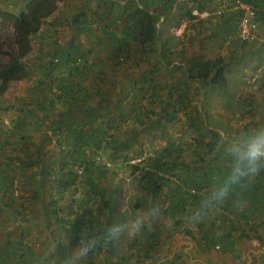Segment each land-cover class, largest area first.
I'll use <instances>...</instances> for the list:
<instances>
[{
    "label": "rangeland",
    "instance_id": "obj_1",
    "mask_svg": "<svg viewBox=\"0 0 264 264\" xmlns=\"http://www.w3.org/2000/svg\"><path fill=\"white\" fill-rule=\"evenodd\" d=\"M3 3L0 0L1 7ZM224 4L226 3L220 5ZM198 5L201 6V3ZM235 32V29H230L233 36ZM262 33L264 38V30ZM262 45L258 53L252 54V50L238 43L236 47L239 48V53L230 55V60L234 63L233 69L226 66L227 76L225 73L224 76L227 84L231 82V85L239 88L240 99L233 100V105L229 107L232 112L228 117H221L223 120L220 121L215 108L201 107L200 117L203 118L204 115L201 124L197 122L198 113L192 114L190 126L159 124L158 128H153L147 124L139 126L136 122L128 123L125 130H122L126 138L121 142L123 148L120 146L119 153L113 155L112 151L106 150L111 146L106 140L101 141L99 146L89 144V127L86 131L81 128L84 137L79 136L80 140H76L77 137L71 131L70 119L66 121L64 118L55 128L52 125L47 127L44 122H49L57 109L61 108L58 102V106L54 102L53 107H49L46 120L39 119L44 118L42 114L37 116V122H42L44 127L34 129V125L30 126L32 123H20L22 119L17 117L18 109L12 104L13 96L8 99L1 94L0 264H35L49 235L57 232H65V236L72 233L76 235L85 224L104 225L117 218H127L157 200L164 205V212L152 230L143 231L142 234L148 236L149 240L140 237L142 234L126 237L119 243L97 250L89 257L87 264H119L126 259L129 264H157L161 257H170L169 259L178 262L174 257L176 250L169 247L168 235L171 236V242L177 243L175 234L181 235L180 232L184 229L207 234L212 232L217 240L222 232L227 236L228 233L237 234L245 228H263L264 170L246 187L263 195L261 207L244 204L245 209L252 207V212L263 213L254 219L253 216H245L252 218V223L259 219L257 223L250 224L246 219L240 226L238 216H233L231 220L234 222L227 220L224 223L217 221L218 216H207L209 212L195 225L185 219L189 210L200 200L192 198V195L202 197L204 193L198 188H201L208 176L213 178L219 174L212 172V168L220 164L218 162L221 160L223 169L226 167L225 159L220 156L212 158L211 155L219 137L225 132L238 133L251 127L264 126V39L259 41L258 46ZM245 53L246 57L236 56ZM54 58H58V62L53 61V64L59 66L60 57ZM22 61L26 64L24 67L29 75L26 67L28 61L24 62V58ZM257 70L258 77L249 82L250 76ZM192 83V86L204 89V81L195 80ZM225 94L228 92L225 91ZM202 95L200 92L194 94L198 101ZM22 111L25 108L19 109V112ZM28 125L29 128L24 127ZM217 129L222 133H218ZM40 135L46 136V139L39 138ZM171 142L177 152L165 153L160 159L167 163L164 167L161 164V168L165 170L157 173L158 175H150L148 172H153L152 166H155V159L159 158L160 153L167 148L173 149L169 145ZM30 192H37V195L33 196ZM183 199H186V205L181 211L179 207ZM173 202L177 203L174 205L176 210L169 209L173 207ZM55 211L58 212L60 222H56ZM44 213L50 216L48 220L37 219V216H45ZM158 240H162L161 246ZM212 248L218 250L221 257L235 254H227L226 250L232 247L227 245L223 249L218 246L217 241Z\"/></svg>",
    "mask_w": 264,
    "mask_h": 264
},
{
    "label": "crops",
    "instance_id": "obj_2",
    "mask_svg": "<svg viewBox=\"0 0 264 264\" xmlns=\"http://www.w3.org/2000/svg\"><path fill=\"white\" fill-rule=\"evenodd\" d=\"M28 1L3 0L0 11H24ZM230 1L63 0L30 38L31 51L24 57V62L28 61V77L10 82L2 95L8 99L13 96L12 104L18 109L17 117L22 119L20 123H32L30 126L34 125V129L44 127L42 122H37V116L42 114L44 118L39 119L46 120L49 107L58 102L61 108L57 109L49 122H44L47 127L52 125L55 128L64 118L66 121L70 119L71 131L77 137L74 138H83L81 128L86 131L89 127L88 142L95 146H99L103 140L110 142L114 136V141L119 144L113 142L110 148H106L112 151L111 155L119 153L117 146L122 147L121 142L126 140L122 130L128 123L136 122L139 126L147 124L153 128H158L159 124L190 126L193 115L199 114L201 107L215 108V114L222 121L221 117L226 118L232 112L229 107L233 105V100L240 99L239 88L230 82L225 89H200L192 86V81L196 79H190L188 72L191 61L218 56L223 57L225 75L226 66L233 69L230 55L239 53L236 47L239 42L230 34V29H237L235 13L228 12L221 18L204 20H195L192 15L196 9L223 6L220 4ZM252 1L264 9V0ZM136 7L147 10L153 17L158 35L152 42L142 44L140 40L124 37L120 33L122 22L130 18ZM262 16L258 21L256 38L243 44L252 50V54L263 47L258 46L259 41L264 39ZM182 26H185L182 38L175 36L174 31ZM246 54L236 56L246 57ZM56 56L61 59L59 66L53 64ZM120 57L124 59L120 61ZM73 91L79 92L80 97L77 96L76 100L67 96ZM195 92L203 93L199 101L194 96ZM24 103L29 105H22ZM20 108H25V111L19 112ZM203 118L199 117L197 122L201 124ZM24 127L29 128V125ZM217 132L222 133L220 129ZM39 138L46 139V136L40 135ZM169 145L173 149L167 148L168 153L177 152L172 142ZM218 163L212 172L220 173L223 170L222 160ZM258 193L251 188L243 189L241 195L244 204L261 207L263 195ZM182 202L186 205V199ZM176 204L173 202V207L169 209L176 210ZM224 212L235 213L240 226L247 219L245 216H253L254 219L263 214L252 212V207L237 211L230 199L207 216H218L217 221L225 223ZM49 217L46 214L37 216V219L48 220ZM252 218L247 219L250 224L259 220L252 223ZM60 221L56 219V222ZM184 230H181V235L175 234L177 243L171 242L168 235L169 247L176 250L174 257L179 261L169 259L167 264H264V227L245 228L227 236L222 232L217 240L212 232L207 234L190 230L192 234L188 236L183 233ZM140 237L150 239L144 234ZM215 241L223 249L227 245L232 247L226 250L227 254H235L221 257L218 250L212 248ZM159 244L161 246L162 240Z\"/></svg>",
    "mask_w": 264,
    "mask_h": 264
},
{
    "label": "clouds",
    "instance_id": "obj_3",
    "mask_svg": "<svg viewBox=\"0 0 264 264\" xmlns=\"http://www.w3.org/2000/svg\"><path fill=\"white\" fill-rule=\"evenodd\" d=\"M212 158L220 156L226 167L214 175L208 190L187 213L185 219L195 225L208 212L232 199L237 211L244 207L243 189L264 170V126L245 129L238 133L225 132L214 145ZM164 205L158 200L143 207L127 218H117L104 225L85 224L78 234L65 236L62 232L49 235L35 259V264H87L97 250L124 238L152 230L160 220ZM75 240V243H73ZM170 257H161L157 264H167Z\"/></svg>",
    "mask_w": 264,
    "mask_h": 264
},
{
    "label": "trees",
    "instance_id": "obj_4",
    "mask_svg": "<svg viewBox=\"0 0 264 264\" xmlns=\"http://www.w3.org/2000/svg\"><path fill=\"white\" fill-rule=\"evenodd\" d=\"M61 1L63 0H29L24 11L18 13L0 11V95L7 89L10 82L20 81L28 77V70L23 66L22 59L31 51L30 38L33 34L38 32L42 21L55 11L57 4ZM243 1L253 3L255 6L259 7L252 0ZM235 15L237 16V13H235ZM262 15V13L257 14L258 21L261 20ZM222 16H220V18ZM262 17H264V15ZM120 33L124 37L140 40L142 44L146 41H154L158 35L152 15L147 10L140 7H136L130 18L122 22ZM223 61V57L221 56L193 60L190 63L188 76L190 79L204 81V88L219 87L225 89L227 87V80L224 76L222 67ZM78 93L79 92L73 91L68 93L67 96L71 97L72 100H76L78 99ZM114 140L115 138L112 136L110 140L111 145H113V142L114 144H119ZM104 144L107 143L105 142ZM119 147L120 145L117 146V148ZM163 151L165 152L160 153L159 158L155 159V166H152L153 172H148L150 175H158L157 173H161V171L165 170L162 169L161 166L163 165L162 167H164L167 163L164 162L163 159L162 162L160 159L163 158L168 151L167 149ZM136 169L139 168L137 167ZM80 171L82 172V170ZM211 181L212 177L208 176L201 188H198L202 191V194L208 190ZM30 194L35 196L37 192H30ZM192 198L201 199V196L194 194ZM181 205L179 209L182 211L185 202H182ZM55 213L56 211L54 214ZM229 213L230 214L225 213L224 220L234 222L231 219H233L235 213ZM58 216L57 212L55 214V219H58ZM229 216H231V218ZM183 233L188 236L192 234L189 229H185ZM2 262L3 261H1V263ZM22 264L27 263L23 262ZM119 264L129 263L126 259L121 260Z\"/></svg>",
    "mask_w": 264,
    "mask_h": 264
},
{
    "label": "built area",
    "instance_id": "obj_5",
    "mask_svg": "<svg viewBox=\"0 0 264 264\" xmlns=\"http://www.w3.org/2000/svg\"><path fill=\"white\" fill-rule=\"evenodd\" d=\"M228 12L237 13V29L233 39L239 43H248L256 38V31L258 29L257 14L262 13L264 15V9L255 6L253 3L243 0H231L229 3L223 6H217L214 8L196 9L192 12L195 20L210 19L213 17H220ZM185 31V26L177 28L174 31L175 36L182 38ZM124 58L120 57V61ZM55 63L58 62V58H54ZM259 70L254 72L250 76L249 82H253L258 77ZM79 96V93H78ZM81 172V171H79ZM264 188V186H263Z\"/></svg>",
    "mask_w": 264,
    "mask_h": 264
}]
</instances>
